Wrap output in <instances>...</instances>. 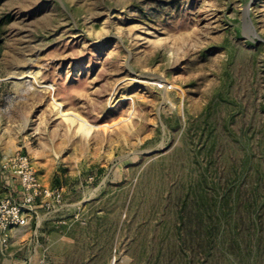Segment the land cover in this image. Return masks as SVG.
Masks as SVG:
<instances>
[{"label":"rangeland","instance_id":"374dc122","mask_svg":"<svg viewBox=\"0 0 264 264\" xmlns=\"http://www.w3.org/2000/svg\"><path fill=\"white\" fill-rule=\"evenodd\" d=\"M1 18L0 159L63 196L23 264H145L202 177L264 170V0H0Z\"/></svg>","mask_w":264,"mask_h":264},{"label":"trees","instance_id":"16d2710c","mask_svg":"<svg viewBox=\"0 0 264 264\" xmlns=\"http://www.w3.org/2000/svg\"><path fill=\"white\" fill-rule=\"evenodd\" d=\"M174 208L168 207L145 264H264V170L249 184L227 188L202 177ZM142 257L134 256V264Z\"/></svg>","mask_w":264,"mask_h":264},{"label":"built area","instance_id":"2783aa9c","mask_svg":"<svg viewBox=\"0 0 264 264\" xmlns=\"http://www.w3.org/2000/svg\"><path fill=\"white\" fill-rule=\"evenodd\" d=\"M0 172L20 182L17 196L0 201V250L9 247L12 232L23 228L37 216L40 206L48 212L61 204L63 196L39 178L38 172L28 156L17 153L0 160Z\"/></svg>","mask_w":264,"mask_h":264},{"label":"crops","instance_id":"0c3cea01","mask_svg":"<svg viewBox=\"0 0 264 264\" xmlns=\"http://www.w3.org/2000/svg\"><path fill=\"white\" fill-rule=\"evenodd\" d=\"M0 155L4 156L2 152V148L0 147ZM1 160V159H0ZM39 178L45 183L46 181L41 177L38 173ZM20 182L17 179H13L9 175H4L0 172V201L2 199L8 198L9 196H17L20 192ZM44 210L38 206L37 216L33 221V224H29L23 228H17L12 232L11 235V249L13 250V255L16 254V259L14 262L21 261L23 264L24 260L19 258L18 252H21L24 256L31 255L32 252H37V248L39 247V238L40 236H44L43 230L45 229V225L48 224V219L43 215ZM25 249V251H24ZM33 255H31L30 260H33Z\"/></svg>","mask_w":264,"mask_h":264},{"label":"bare ground","instance_id":"6f19581e","mask_svg":"<svg viewBox=\"0 0 264 264\" xmlns=\"http://www.w3.org/2000/svg\"><path fill=\"white\" fill-rule=\"evenodd\" d=\"M33 78V77H31ZM49 88V87H47ZM55 109L57 111V113L63 117H65V119L70 122L71 124H78L80 125L79 126V131L81 132H84L86 134H90V132L93 130V126H91L87 120L83 119L82 116L80 117L79 115L77 114H74V113H69V112H66L64 110V107L62 105L61 102H55Z\"/></svg>","mask_w":264,"mask_h":264},{"label":"water","instance_id":"95a60500","mask_svg":"<svg viewBox=\"0 0 264 264\" xmlns=\"http://www.w3.org/2000/svg\"><path fill=\"white\" fill-rule=\"evenodd\" d=\"M247 11V10H246Z\"/></svg>","mask_w":264,"mask_h":264}]
</instances>
